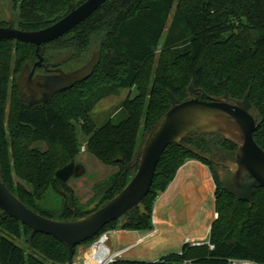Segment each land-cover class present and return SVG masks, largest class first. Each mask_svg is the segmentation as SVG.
I'll list each match as a JSON object with an SVG mask.
<instances>
[{"label": "trees", "instance_id": "trees-1", "mask_svg": "<svg viewBox=\"0 0 264 264\" xmlns=\"http://www.w3.org/2000/svg\"><path fill=\"white\" fill-rule=\"evenodd\" d=\"M85 1L15 0L16 27L42 30ZM94 47L102 51V60L86 83L56 95L47 104L29 107L20 98L16 78L26 63L33 65L38 60L36 46L0 40V168L6 186L28 208L44 217L71 221L108 203L133 178L136 169L129 172L125 164L133 162L144 136L171 108L170 93L179 102L185 101L191 82L212 97L224 95L226 87L234 99H243L249 91L262 121L254 137L264 149V0H109L71 32L43 45L40 54L46 67L70 71L84 65ZM121 90H136L119 108L122 119L118 123L110 119L97 127L93 110ZM198 95L206 99L202 93ZM183 145L209 154L215 148L232 158L237 150L235 144L215 134L191 135ZM83 147L104 165L118 168L93 187L92 209L80 205L69 184L56 177L58 170L77 162ZM191 160L209 168L216 186L218 218L210 228L214 250L185 244L182 257L116 264H179L183 260L226 264L230 259L264 264V189L256 190L253 206L237 200L221 185L217 166L178 145L169 146L160 160L151 191L143 201L148 214L133 210L102 232H153L159 197ZM64 192L71 195L74 210ZM30 233L29 227L14 218L0 220L1 264L68 263L65 244L37 234L31 250ZM94 240L78 246L75 257L79 247L88 248Z\"/></svg>", "mask_w": 264, "mask_h": 264}, {"label": "water", "instance_id": "water-1", "mask_svg": "<svg viewBox=\"0 0 264 264\" xmlns=\"http://www.w3.org/2000/svg\"><path fill=\"white\" fill-rule=\"evenodd\" d=\"M109 0H87L73 8L65 17L38 31H22L16 27L15 0H0V40H14L36 46L37 61L26 63L16 78L21 100L29 107L49 103L56 95L73 90L86 83L95 73L102 60V51L94 47L91 58L81 67L66 71L62 67L48 68L43 64L41 47L65 36L79 24L102 8ZM44 67L43 73H37ZM189 96L179 102L170 93L171 108L159 119L153 129L144 136L131 164H125L127 171L135 174L128 185L97 211L71 221H60L44 217L28 208L5 184L0 168V220L11 217L31 229L27 238L29 248L37 234L54 237L69 248L68 264H74L76 248L95 239L110 223L122 219L127 213L139 210L141 215L148 212L143 203L151 191L160 160L171 145L183 146L197 157L218 167V176L224 190L254 205L256 190L264 189V149L257 143L254 133L262 121L259 110L250 101L248 91L243 99H234L227 87L224 95L212 97L197 89L193 82ZM202 93L206 99H200ZM215 134L236 145L234 157L220 154L213 159L212 154L204 153L183 141L191 135ZM213 153L217 150L214 148ZM117 162L125 163L124 159ZM86 170L83 165L71 161L58 170L56 177L68 184L74 177H82ZM69 206L74 210L71 195L64 192Z\"/></svg>", "mask_w": 264, "mask_h": 264}, {"label": "rangeland", "instance_id": "rangeland-1", "mask_svg": "<svg viewBox=\"0 0 264 264\" xmlns=\"http://www.w3.org/2000/svg\"><path fill=\"white\" fill-rule=\"evenodd\" d=\"M174 13L171 14L168 27L172 23ZM164 40V39H163ZM91 55L89 56V59ZM88 59V60H89ZM87 60V61H88ZM158 64V58L155 60L154 66ZM136 95V90H121L116 95H111L100 101L92 112V120L100 127L110 119L114 123L120 122L122 114L119 113V108L122 103L128 98H133ZM41 148L46 149V145H41ZM83 147L80 156L77 159V164L84 166L86 173L82 177H74L68 183L74 190L78 199V203L92 209L95 203L89 204L93 197V187L112 176L118 171L117 167L107 166L97 160L94 156L87 153ZM196 181H188L180 188V196L176 199H168L167 203L161 204V198L157 202L156 209L153 213V221L157 223L162 221L159 213L166 212L168 220L162 226L158 224L159 232L150 236L132 251L128 252L124 259L127 261H137L142 263H155L167 256H175L181 254L183 247L187 244V238L191 236H201L204 240L209 239L207 229L215 219V190L216 186L212 175L209 180L210 184L205 182L206 178L197 177ZM201 186H200V185ZM201 192H200V191ZM161 204V208L158 207ZM158 206V207H157ZM172 213L177 214L174 218ZM137 231L127 230V233L119 230L111 235L110 246L118 249H123L132 243H135L138 238L146 235L145 232L135 233ZM16 243L23 245L21 241L15 240ZM88 249L85 246L78 248V256H82L83 252ZM77 256V257H78ZM76 257V258H77ZM77 264H86L84 260H77Z\"/></svg>", "mask_w": 264, "mask_h": 264}, {"label": "built area", "instance_id": "built-area-1", "mask_svg": "<svg viewBox=\"0 0 264 264\" xmlns=\"http://www.w3.org/2000/svg\"><path fill=\"white\" fill-rule=\"evenodd\" d=\"M85 149V148H84ZM215 218H218V213H215ZM117 231L109 230L102 232L98 235L94 242L83 252L82 256L74 258V264H77L76 261L84 260L86 264H116L119 262H137V261H127L124 259V256L132 251L135 247L141 244L144 239L137 240L135 243L130 244L123 249H114L110 246L111 235L115 234ZM154 235V234H152ZM150 235V236H152ZM209 239H191L188 240L187 245L190 248L208 246L210 250H214L215 246L210 243V231L208 232ZM178 256H184V251L182 250L181 254ZM160 261V260H159ZM158 261V262H159ZM1 264V263H0ZM68 264V263H67ZM179 264H193V260H183ZM226 264H258L251 260H242V259H230Z\"/></svg>", "mask_w": 264, "mask_h": 264}, {"label": "crops", "instance_id": "crops-1", "mask_svg": "<svg viewBox=\"0 0 264 264\" xmlns=\"http://www.w3.org/2000/svg\"><path fill=\"white\" fill-rule=\"evenodd\" d=\"M199 176L201 178L202 177L206 178L207 181H205V182L210 184L211 181L209 180V177L211 178V172H210V170H209V168L207 166H205L204 164H202L201 162H199L197 160H191V161L187 162L183 167L180 168L175 180L169 186L167 191L165 193H163L159 197V199L161 198V202H162L161 204L164 205L165 203H167L168 199H172V198L176 199L177 197H179L180 194H181V192H180L181 191L180 190L181 186L183 184H185L186 182H188V181H193V180L196 181V180H198L197 177H199ZM159 201H157V202L159 203ZM161 204H160L159 207L157 206L158 209L161 208ZM156 205H157V203H156ZM155 209H156V206H155ZM166 214H167L166 212H162L161 211V213H159V215L162 217L163 220L160 221L159 223H157L156 220L154 219V221H153L154 222V226H155L154 231L151 232V233H147L144 236H141L140 238H138V240L144 239V241H145L147 238L150 237V235H152V234L155 235L156 233H158L160 230L157 227V225L158 224H161V225L163 224L164 225L165 222L168 220V218L166 217ZM174 214L175 213H172V216L174 218H176L177 214L176 215H174ZM211 225L212 224L209 225V227L207 229V233L210 231ZM123 233H127V230L123 231ZM135 233L141 234L139 232H135ZM191 239H203V238L201 236H191V237L187 238V241L191 240ZM114 249H118V248L114 247Z\"/></svg>", "mask_w": 264, "mask_h": 264}, {"label": "flooded vegetation", "instance_id": "flooded-vegetation-1", "mask_svg": "<svg viewBox=\"0 0 264 264\" xmlns=\"http://www.w3.org/2000/svg\"><path fill=\"white\" fill-rule=\"evenodd\" d=\"M3 14V11H2V8L0 9V15H2ZM45 66V65H44ZM41 69V70H40ZM44 72V67H42V68H38L37 69V73H43ZM220 154H224V153H220V152H216V153H213L212 152V156H213V159H215V160H217L218 159V156L220 155Z\"/></svg>", "mask_w": 264, "mask_h": 264}, {"label": "bare ground", "instance_id": "bare-ground-1", "mask_svg": "<svg viewBox=\"0 0 264 264\" xmlns=\"http://www.w3.org/2000/svg\"><path fill=\"white\" fill-rule=\"evenodd\" d=\"M189 167V166H188ZM200 185V184H199ZM201 186V185H200ZM200 191V190H199ZM201 192V191H200Z\"/></svg>", "mask_w": 264, "mask_h": 264}]
</instances>
